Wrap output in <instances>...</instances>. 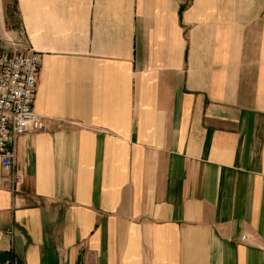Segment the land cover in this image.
Here are the masks:
<instances>
[{"label": "crops", "instance_id": "obj_1", "mask_svg": "<svg viewBox=\"0 0 264 264\" xmlns=\"http://www.w3.org/2000/svg\"><path fill=\"white\" fill-rule=\"evenodd\" d=\"M14 4L46 126L0 186V264H264V0Z\"/></svg>", "mask_w": 264, "mask_h": 264}, {"label": "built area", "instance_id": "obj_2", "mask_svg": "<svg viewBox=\"0 0 264 264\" xmlns=\"http://www.w3.org/2000/svg\"><path fill=\"white\" fill-rule=\"evenodd\" d=\"M40 68L39 52L31 48L10 51L0 43V186L13 192L24 182L16 166L18 139L46 126V117L34 110ZM18 263L10 258L5 264Z\"/></svg>", "mask_w": 264, "mask_h": 264}, {"label": "rangeland", "instance_id": "obj_3", "mask_svg": "<svg viewBox=\"0 0 264 264\" xmlns=\"http://www.w3.org/2000/svg\"><path fill=\"white\" fill-rule=\"evenodd\" d=\"M9 3H10V11H9V15L10 16H13V12L16 11V8H15V4H14V0H8Z\"/></svg>", "mask_w": 264, "mask_h": 264}]
</instances>
